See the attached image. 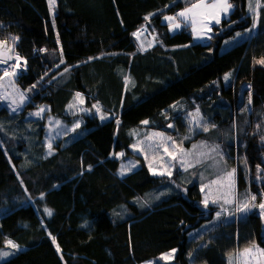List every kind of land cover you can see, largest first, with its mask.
<instances>
[{"label": "trees", "instance_id": "obj_1", "mask_svg": "<svg viewBox=\"0 0 264 264\" xmlns=\"http://www.w3.org/2000/svg\"><path fill=\"white\" fill-rule=\"evenodd\" d=\"M229 2L228 19L201 44L187 28L170 34L162 21L178 16L181 0H55L54 9L49 0H0V43L12 41L23 61L15 84L29 97L13 115L0 105V248L8 241L21 247L1 264H228L237 251L264 248L259 214L194 237L211 218L199 185L177 191L175 177H154L144 163L119 177L112 158L119 151L132 156L131 129L176 136L174 123L184 134V116L198 109L212 128L209 138L198 134L184 146L200 139L220 144L236 166L238 190L259 193L240 156L252 171L262 165L264 6L256 36L226 47L254 22L251 0ZM141 28L153 40L144 52L134 35ZM77 93L119 124L86 116L46 154L43 121L26 114L44 106L71 127L76 115L66 110ZM26 123L36 131L24 130ZM162 191L172 193L156 202Z\"/></svg>", "mask_w": 264, "mask_h": 264}, {"label": "rangeland", "instance_id": "obj_2", "mask_svg": "<svg viewBox=\"0 0 264 264\" xmlns=\"http://www.w3.org/2000/svg\"><path fill=\"white\" fill-rule=\"evenodd\" d=\"M181 1L186 4L181 12L186 8L191 7L193 3L200 2V0ZM213 2L214 0H205V3L207 4H211ZM251 3V10L249 8L248 10L250 11L253 21H255V28L252 27L250 31L245 34L236 35V37L231 40L226 47H229L234 43L249 40L256 36L259 11L260 8L264 6V1L251 0ZM52 8H55V4L52 6ZM231 9H229L227 15L221 13L220 22L223 19H228ZM166 16L173 15H165L162 18L163 23L168 24V32L170 34H175L181 31L183 28H187L192 36L193 43L205 44L208 42L213 35L212 27L214 25L220 24H216L215 21H211L209 23L211 31L205 30L201 32L200 35H197L193 32L190 24L186 25L185 23L181 22L184 18L177 16L175 23H180V27L173 29L171 27V22L165 19ZM149 45L150 46L144 48L139 46V49L143 52L150 49L153 46V40L150 41ZM9 46L13 48L12 41L11 44L9 43ZM17 58L19 57L15 55V63L10 66V70L8 71L9 74L5 75V72H2L0 75V83H2L4 77H10L9 75L14 76L12 78H8L7 83L10 82L14 84V86H10L9 90H3L2 87H0V105L4 107L7 106L10 111H14L16 108H22V102L28 103L29 100V97H25V94H23L15 84L16 75L19 69L24 67L23 61H21L20 58ZM7 70L8 69H6V71ZM12 73H15V75ZM12 80H15V82H12ZM41 109H44V111L41 112ZM16 113V111L11 112L12 115ZM36 113H39V115ZM66 113L76 115L74 116L75 123L68 128L64 126V124L59 119L51 116L47 107H41L34 112L27 113L25 116L27 119H37L43 121L42 141L45 146L46 154L53 153L54 147L56 146L57 142H59L58 139L65 134L76 131L79 128V125L82 124V121H85L84 117L86 116L98 118L99 123L108 122L111 119H115V123L117 125L120 122V119L115 118L114 115L103 112L98 103L92 102L90 105H88L84 101L83 96L80 95L79 97L77 95L75 96L74 101L69 106V108H67ZM254 117L255 116L252 115V120H256ZM183 120L185 124L184 134H182V132L176 127L174 123L169 126L170 131L173 129L175 130L177 133L176 136L171 133H166L159 130L149 131L144 127L141 129H131L129 134L133 138V142L129 147V150L132 152V156H125L124 151H119L112 154V158L119 160L117 175L119 177H124L130 172L138 169L141 166V163H144L150 174L154 177H160L164 179L175 177L178 181L177 185L175 186L177 191L182 190L184 186H189L191 184L199 185V189L202 194L201 205L204 209V214H209L211 218L204 223L202 222V224L197 229L191 232V235L194 237L206 233L210 229L220 226L221 224H226L228 221L242 219L250 212L260 215L262 220L261 230L264 239V214H262V210L258 207L259 204L264 203V194L260 189V185H264V154L261 157L262 165H256L253 171L250 169L248 162L245 160L244 154H242L243 156H240L241 160H243L242 165L246 173V178L253 179L257 183V190L259 193H254L253 190L251 191L248 188L238 190L236 183V166L232 167L229 165L228 161L226 160L224 148H221L220 144L211 142L209 139H200L191 143L189 147L184 146V142L186 140L195 138V136L198 134L203 135L204 133L206 137L209 138V132L212 128L201 115L199 110L195 109L191 113H188L186 116H184ZM252 120L251 126H256L255 122ZM143 125H145V123H143ZM25 128L29 131L35 132L37 127L31 123H26L23 129L26 130ZM205 128H207V131L204 130ZM254 128L255 127H253V129ZM158 133H162L163 136L161 137L156 135ZM250 134L251 133H248V135ZM23 135H25V132ZM226 141L227 140H225V142ZM49 144H51V148H49ZM243 144L244 142L242 145ZM259 145L264 146V141L259 142ZM245 147L246 144L244 145V149ZM238 153L239 152L236 153V151L233 152V159L235 161L239 157ZM227 155L229 156V153H227ZM173 156H175V159H173ZM138 157H141V160L137 159ZM154 172L157 174L154 175ZM161 172L164 174H159ZM229 173H232L233 175L229 177ZM171 181L173 180L171 179ZM171 193L172 191L159 192L156 197V202L158 199ZM252 196L256 197L254 201L251 199ZM206 198L207 206H205ZM246 204L248 205L247 208L244 207ZM218 213L219 215H217ZM249 249H251V252L248 254H245L244 250L237 251L228 259V264H264V256H261L257 251V249L264 251V248L255 245ZM20 251L21 247L13 248L9 246L8 243H5V247L0 248V253L7 252L10 253V255L0 256V264L12 258ZM174 254L175 251L170 252L168 255H165L163 260L170 261Z\"/></svg>", "mask_w": 264, "mask_h": 264}, {"label": "snow or ice", "instance_id": "obj_3", "mask_svg": "<svg viewBox=\"0 0 264 264\" xmlns=\"http://www.w3.org/2000/svg\"><path fill=\"white\" fill-rule=\"evenodd\" d=\"M49 2H50V7L54 6L55 0H49ZM231 7H232V5L229 3V0H214V2L211 4L205 3V0H200L199 3H193L191 5V7H188L184 11L180 12L178 14V16L184 18L181 21L182 23H185L186 25L190 24L193 32L196 33L197 35H200V33L205 31V30L211 31V28L209 27V23L211 21H215L216 24H219L221 13H224L225 15H227V13H228L229 9H231ZM146 19H147V17H146ZM165 19L167 21L171 22V27L173 29L180 27V23H175V21L177 20V17L166 16ZM255 26L256 25H255V21H254L253 28H255ZM134 35H138V33H134ZM237 35H239V33ZM17 59H19V58H17ZM0 63H6V61L0 60ZM261 63H264V61H261ZM4 74L8 75L9 73H8V71H5ZM12 74L15 75V73H12ZM79 95L80 94L77 93L78 97H79ZM40 111L42 112V111H44V109H41ZM36 114L39 115V113H36ZM144 123H147V121H145ZM204 130L207 131V128H205ZM156 135H159L161 137L163 136L162 133H158ZM49 148H51V144H49ZM170 155H171V153H170ZM173 159H175V156H173ZM153 174L155 175L157 173L154 172ZM159 174L163 175L164 173L161 172ZM232 175H233L232 173H229V177H231ZM251 199L254 201L256 199V197L252 196ZM205 206H207V198L205 199ZM244 207L247 208L248 205L246 204ZM258 207L262 210V214H264V203L259 204ZM45 211L47 212V214L49 216L52 214L51 210H49V209H45ZM217 215H219V213ZM7 243L9 246H11L13 248L17 247L12 241H8ZM53 243H55V238H53ZM57 250L59 251L58 246H57ZM257 251L260 253L261 256H264V251H261L260 249H257ZM250 252H251V249H245L244 250L245 254H248ZM8 255H10V253H7V252L0 253V256H8Z\"/></svg>", "mask_w": 264, "mask_h": 264}, {"label": "water", "instance_id": "obj_4", "mask_svg": "<svg viewBox=\"0 0 264 264\" xmlns=\"http://www.w3.org/2000/svg\"><path fill=\"white\" fill-rule=\"evenodd\" d=\"M0 60L6 61V63H0V69H6L15 63L14 50L7 41L0 43Z\"/></svg>", "mask_w": 264, "mask_h": 264}, {"label": "built area", "instance_id": "obj_5", "mask_svg": "<svg viewBox=\"0 0 264 264\" xmlns=\"http://www.w3.org/2000/svg\"><path fill=\"white\" fill-rule=\"evenodd\" d=\"M179 11H177L176 13H178ZM138 35H136V40L137 42L141 45V46H144V47H148L150 46V36L149 34L146 32V30L144 28H141L138 32ZM146 44V45H145ZM8 69L7 71L10 70V67L6 68ZM6 69H0L1 70V73L2 72H5Z\"/></svg>", "mask_w": 264, "mask_h": 264}, {"label": "crops", "instance_id": "obj_6", "mask_svg": "<svg viewBox=\"0 0 264 264\" xmlns=\"http://www.w3.org/2000/svg\"><path fill=\"white\" fill-rule=\"evenodd\" d=\"M10 77H4V79L2 80V83H0V87H2V89L3 90H9L10 89V86H14V84L13 83H7L8 82V78H12V77H14V76H11V75H9ZM15 82V80H12V82ZM16 83V82H15ZM16 87H17V85H16ZM1 90V89H0ZM22 108H23V106H25V102L23 103L22 102ZM41 107H44V106H41ZM65 126V125H64ZM64 136V135H63ZM63 136H61V138L63 137ZM61 138H59L58 140H60ZM57 140V141H58Z\"/></svg>", "mask_w": 264, "mask_h": 264}]
</instances>
